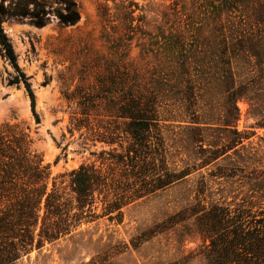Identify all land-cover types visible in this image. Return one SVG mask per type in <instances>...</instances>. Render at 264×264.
<instances>
[{
  "label": "rangeland",
  "instance_id": "1",
  "mask_svg": "<svg viewBox=\"0 0 264 264\" xmlns=\"http://www.w3.org/2000/svg\"><path fill=\"white\" fill-rule=\"evenodd\" d=\"M75 1L81 19L73 26L61 25L55 16L42 28L29 20L3 23L19 66L30 78L40 122L24 84L10 83L17 73L0 45V126H18L30 135L32 150L50 166L49 188L52 179L60 183L61 175L82 164L99 166L102 151L122 152L118 136L123 126L117 117L121 102L137 95L141 86L151 91L158 49L165 46L175 21L183 29L192 20L209 25L202 35L203 48L207 47L199 55L195 77L203 94L201 104L214 108L215 125L199 132L205 139L195 144L198 133L184 122L189 121L181 106L184 92H165L161 126L166 159L171 169L187 170L188 175L124 208L121 224L108 217L85 224L71 235L23 253L17 264H88L108 250L117 255L107 264H210L203 251L211 243L210 235L221 233L210 218L220 219L224 212L232 218L241 210L252 216L264 210L260 182L264 181V126L257 124L264 114V80L259 84L254 74L256 60L249 45L237 41L254 24L251 6L240 3L225 13L224 27L213 34V20L220 14L218 0ZM186 30L189 41H194L191 28ZM212 36L219 43L216 49L209 47ZM233 39L236 48L230 46ZM164 54L168 64L172 55L166 50ZM228 59L238 83L252 81L255 86L250 94L254 102H238L240 117L232 128L238 135L216 125ZM165 89L169 91V86ZM112 134L117 138L114 144L98 140L99 135ZM236 137H243L242 142L219 158L209 153H222V146ZM127 143L125 139L123 146ZM230 221L227 227L232 231ZM210 227L215 231L210 233Z\"/></svg>",
  "mask_w": 264,
  "mask_h": 264
},
{
  "label": "trees",
  "instance_id": "2",
  "mask_svg": "<svg viewBox=\"0 0 264 264\" xmlns=\"http://www.w3.org/2000/svg\"><path fill=\"white\" fill-rule=\"evenodd\" d=\"M218 1L220 14L213 20V34L218 28L224 27L225 13L237 9L240 3L247 2L251 6L254 24L250 26V32L243 33L239 39L241 41H237L246 44L245 47L249 45L248 52L256 60L257 72L254 74L259 84H262L264 0ZM51 16H55L63 26L76 25L81 19L79 5L75 0H0V45L17 73L10 83L24 84L37 123L40 119L30 78L19 66L18 56L3 23L5 20H29L36 27L42 28L50 22ZM206 24L192 20L186 27L191 28L195 35L194 41H189L187 30L178 21L172 24L165 46L159 47L157 52L153 88L146 92V87L141 86L137 95L121 102L117 117L122 120L123 126L118 136L122 152L117 149L102 151L99 166L96 163L82 164L78 169L61 175L63 181L60 183L56 178L52 179V187L49 188L50 166L32 150L30 135L19 130L18 126H0V264H17L23 253H28L35 246L41 248L46 243L58 241L75 233L83 225L101 218L108 217L110 221L121 224L124 208L188 175L187 170L171 169L166 159L161 109L165 103V92H184L185 104L181 106L185 107L189 120L184 122L190 123V129L198 133L193 139L195 144L204 142L205 137H199V132L202 134L215 125L214 108L205 109L201 104L203 94L198 83L199 77H195L196 66L201 61L199 55L207 47L203 48L202 41L204 30L209 28ZM234 44L233 39L230 46L236 48ZM218 46L215 36H212L209 47L216 49ZM165 50L172 55L168 64L165 62L168 59ZM228 64L229 70H226L223 84V101L220 102L222 111L219 112V123L216 125L220 130L238 135L237 131H232L240 117L238 102L241 99L254 102L250 94L255 86H252V81L238 83L232 59H228ZM165 86H169V91H166ZM251 104L254 107L258 103ZM257 124L264 126V114H260ZM104 136L99 135L98 140L110 145L117 142L113 134ZM125 139L127 147L123 146ZM242 140L243 137L230 139L222 146V153L221 150L209 153L217 159ZM221 215L220 219L216 215L210 218L221 227V233L217 235L219 232L216 231L217 237L211 234V243L203 251L209 263L264 264V210L252 216L242 210L232 218L230 212ZM229 221L232 222V231L227 227ZM213 228L210 227V233ZM231 234L232 238H229ZM114 254L117 255L108 250L94 257L88 264H107Z\"/></svg>",
  "mask_w": 264,
  "mask_h": 264
}]
</instances>
